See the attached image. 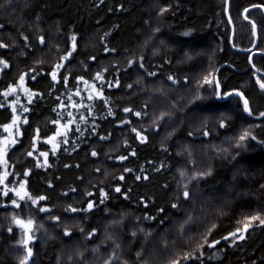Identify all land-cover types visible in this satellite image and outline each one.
Listing matches in <instances>:
<instances>
[{
  "label": "trees",
  "instance_id": "16d2710c",
  "mask_svg": "<svg viewBox=\"0 0 264 264\" xmlns=\"http://www.w3.org/2000/svg\"><path fill=\"white\" fill-rule=\"evenodd\" d=\"M228 1L232 43L227 0H0V264H264V0Z\"/></svg>",
  "mask_w": 264,
  "mask_h": 264
},
{
  "label": "snow or ice",
  "instance_id": "6c2138e0",
  "mask_svg": "<svg viewBox=\"0 0 264 264\" xmlns=\"http://www.w3.org/2000/svg\"><path fill=\"white\" fill-rule=\"evenodd\" d=\"M41 42H43V38H41ZM141 66H143V65H141ZM57 67H60V66L58 65ZM52 76H53V79H56V73H55V72L52 73ZM21 79H23V78H21ZM205 79H207V78H205ZM261 87L264 88V84H261ZM244 106H245V110L250 112V110H249V108H248V102H247V100H245V102H244ZM25 110L27 111V109H25ZM125 111H130V109H125ZM136 114L139 115V113H136ZM250 114H251V113H250ZM260 115H261V116H264V112L260 113ZM221 126H223V125H221ZM8 128H9V126L6 125V126H5V129L7 130ZM205 134H207V133H205ZM248 135H249V133L245 132L243 135L240 136V140H244V139L246 138V136H248ZM254 138H255V137H253V139H254ZM93 155H96V153L93 152ZM121 159H123V157H121ZM121 179H123V177H121ZM137 179H139V177H137ZM116 191L119 192L120 189L117 188ZM17 195L20 196L21 199L24 198V195H21V193H19V192L17 193ZM25 195H26V193H25ZM184 195H185V197H187V196H188V193L185 192ZM39 199H45V197H40ZM35 202H36V201L33 200V203H35ZM101 202H102V201H101ZM13 203L15 204L16 202L13 201ZM17 206H19V205H17ZM175 206H176V205H173V207H175ZM92 207H93V205H92L91 203H89L88 208L91 209ZM72 211H76V209H72ZM56 219H58V217H57ZM252 219H257V217H253ZM16 223H18V224H20L22 227L27 228V229L30 230V227H31V225H32L33 222H32L31 219H29V220L27 221L26 224H25V222L22 221V220H16ZM261 223H264V220H262ZM9 231L11 232V228L9 229ZM241 238H243V237H241ZM29 239H31L30 236H29ZM25 243H26V242H25ZM217 243H218V241H217ZM27 251H28V255L30 256L31 253H32V249H31V248H28ZM26 260H27V257L25 258V264H26Z\"/></svg>",
  "mask_w": 264,
  "mask_h": 264
},
{
  "label": "water",
  "instance_id": "95a60500",
  "mask_svg": "<svg viewBox=\"0 0 264 264\" xmlns=\"http://www.w3.org/2000/svg\"><path fill=\"white\" fill-rule=\"evenodd\" d=\"M259 9H261L264 12V10L262 8H259ZM248 11L249 10L244 12V14H243L244 18H246V14H247ZM226 16H227V19L229 21V24H230V27H231V30H232V36H231V43H232V39H233V36H234V28L232 26V23H231V20H230V17H229V1L228 0H227V7H226ZM247 22L252 25L254 34L256 36L257 34H256V26H255V24L250 22V21H248V20H247ZM256 39H257V36H256ZM255 48H256V45L250 50V53H253L255 51ZM233 96H238L242 100L243 105H244V102H245L244 97L241 94L237 93V92H234V93H231V94L227 95L226 100H229ZM248 108H249V106H248ZM244 109H245V106H244ZM245 113L247 114V116H250V112L249 111L245 110ZM26 231L29 232L30 230L26 229ZM28 240H29V236H27V242H26L27 245H28ZM31 257H32V253H31L30 256L28 255L27 263L30 262V258Z\"/></svg>",
  "mask_w": 264,
  "mask_h": 264
}]
</instances>
